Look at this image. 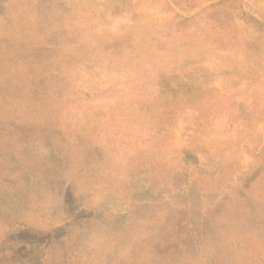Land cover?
I'll list each match as a JSON object with an SVG mask.
<instances>
[{
	"label": "rangeland",
	"instance_id": "obj_1",
	"mask_svg": "<svg viewBox=\"0 0 264 264\" xmlns=\"http://www.w3.org/2000/svg\"><path fill=\"white\" fill-rule=\"evenodd\" d=\"M0 61V264H264V0H0Z\"/></svg>",
	"mask_w": 264,
	"mask_h": 264
},
{
	"label": "trees",
	"instance_id": "obj_2",
	"mask_svg": "<svg viewBox=\"0 0 264 264\" xmlns=\"http://www.w3.org/2000/svg\"><path fill=\"white\" fill-rule=\"evenodd\" d=\"M3 65H4V62L0 61V75H1V72H2V69H3ZM8 75H9V74H7V75H5V76H3V77L7 78ZM1 76H2V75H1ZM22 127H23L24 129H26V128L31 129V128H32V126L29 127V126H26V125H22ZM24 129H23L22 131H24Z\"/></svg>",
	"mask_w": 264,
	"mask_h": 264
}]
</instances>
